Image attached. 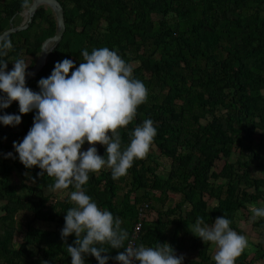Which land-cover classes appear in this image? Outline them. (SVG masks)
<instances>
[{
    "label": "trees",
    "instance_id": "obj_1",
    "mask_svg": "<svg viewBox=\"0 0 264 264\" xmlns=\"http://www.w3.org/2000/svg\"><path fill=\"white\" fill-rule=\"evenodd\" d=\"M57 1L63 9L64 34L27 86L38 91L39 79L48 77L55 63L65 58L78 67L84 49L91 52L108 47L128 63L138 61L133 74L147 87L148 98L138 107L134 120L118 129L122 145L129 143V134L137 125L152 119L157 128L151 145L156 147L154 157L170 161L169 170L161 173L158 163L149 157L136 160L117 180L110 169L90 173L84 185L86 194L119 217L129 237L128 227L137 222L139 207L146 204L153 209L158 219L142 221L138 245L163 243L165 226L172 223L191 233L189 226L197 217L211 224L225 216L232 221L230 227L242 235L248 228L261 230L252 257L242 252L235 264H264V218L234 220L236 213H250L253 203L264 201V176L256 177L251 170L255 163L264 174V156L255 149L264 136V0ZM31 2L25 6V0H0V34L10 25L23 23V12ZM55 30L53 11L40 5L27 28L7 36L13 45L3 57L7 69L23 58L30 61V71L42 43ZM3 111L19 114L18 102ZM33 117L34 113L22 115L20 133L0 125V264H71L67 244H73L75 236H69L66 244L61 230L74 203L69 197L59 201L56 193L62 190H50L55 178L37 177L41 170L26 169L14 154L13 142L22 141ZM89 146L86 143L83 150ZM95 146L103 156L105 146ZM234 151L236 157L230 161ZM9 152L12 158H6ZM217 160L223 162L219 171L215 169ZM14 174L19 179L23 175V191H16L11 180ZM33 177H37L35 182ZM29 179L31 183L24 182ZM175 194L180 200L165 208ZM175 213L178 219L170 221L168 217ZM36 220L54 221L57 226L39 229L33 225ZM19 232L24 236L15 245ZM192 239L199 261L187 264H215L208 255L211 244L194 234ZM103 247L109 253L102 255L110 257L124 251L107 244ZM85 264L98 262L89 255ZM109 264L116 262L110 259Z\"/></svg>",
    "mask_w": 264,
    "mask_h": 264
},
{
    "label": "clouds",
    "instance_id": "obj_2",
    "mask_svg": "<svg viewBox=\"0 0 264 264\" xmlns=\"http://www.w3.org/2000/svg\"><path fill=\"white\" fill-rule=\"evenodd\" d=\"M12 47L9 38L0 37V125L16 127L23 114L34 113L33 125L22 141L13 142L19 161L26 169L38 167L41 171L37 177H54L51 191L74 189L68 193L74 206L67 210L61 230L66 244L69 236H75L73 244H67L71 264H85L89 255L98 264H109L110 259L116 264H183L184 256H177L168 243L153 247L138 245L137 239V245L129 242L125 246L130 237L120 218L101 208L84 189L90 173L103 168L111 170L113 180L125 176L136 160L146 157L157 135L153 120L145 119L129 134V143L122 145L118 129L134 120L138 107L148 98V89L135 78L133 65L108 47L91 52L84 49L78 67L67 58L56 62L51 74L37 82L39 90L34 91L26 84V76L33 73L28 72L30 64L25 59L17 58L7 70L3 57ZM70 69H74L71 74ZM14 101L18 102L19 114L4 112ZM86 143L90 146L83 150ZM96 144L105 146L106 158L98 154ZM12 156L11 152L6 154V158ZM250 211L253 220L264 218V205H252ZM231 224L223 216L211 224L197 217L191 225L192 234L215 246V264H235L248 246L247 237ZM105 244L124 251H117L114 257L102 255L109 253Z\"/></svg>",
    "mask_w": 264,
    "mask_h": 264
},
{
    "label": "crops",
    "instance_id": "obj_3",
    "mask_svg": "<svg viewBox=\"0 0 264 264\" xmlns=\"http://www.w3.org/2000/svg\"><path fill=\"white\" fill-rule=\"evenodd\" d=\"M106 170H109V169H106ZM19 177H20L19 174L18 175H16V174L12 175L14 183H16V179H19ZM28 183H31L30 179H29ZM39 183L41 184V182H38L37 184H35V186L38 187ZM16 185L17 184H14V186H16ZM70 192L71 191H69V190H62L61 192L56 193L57 199L59 201H62L65 197H69L68 193H70ZM176 196L177 195L175 194V196L172 199H170L168 202H166L165 208L166 207L172 208L175 206V204L179 201L178 200L177 202H175V204L173 203L174 202L173 199L175 200ZM130 201L133 202V197L130 199ZM0 205H1V203H0ZM214 205H215V202H214ZM211 206H213V205H211ZM183 209L187 210L188 206L184 204ZM28 217H29V215H28ZM145 217L146 218H145L144 222H147V223H154L158 219L157 213L153 209H146ZM176 218L178 219V214H176V213L174 215H171L170 217H168V219L170 221L173 219H176ZM33 225L35 227H37L39 229H43V230H54L57 226V223L54 221L36 220V221H34ZM131 227L132 226H129L128 230L132 229ZM189 230L191 231V225L189 226ZM23 236L24 235L22 232L16 233L15 238H14V244L15 245L20 244V242L23 239ZM163 237H164L163 243H168V244L172 243V247L174 248L177 256H179V255L184 256L183 264H187L188 262H191V261H195V262L199 261V258L197 256V249H195L192 246L193 239H192L191 233H189V232L184 233L181 228H179L177 225H174L172 223V224L165 226V230L163 232ZM32 248L34 250H36V248H34V247H32ZM254 250L255 249H251V251H253V252H254ZM215 253H216V248L214 245L211 244V246L209 248L208 255L213 259Z\"/></svg>",
    "mask_w": 264,
    "mask_h": 264
},
{
    "label": "rangeland",
    "instance_id": "obj_4",
    "mask_svg": "<svg viewBox=\"0 0 264 264\" xmlns=\"http://www.w3.org/2000/svg\"><path fill=\"white\" fill-rule=\"evenodd\" d=\"M23 17H24V14H23ZM25 19V17H24ZM24 21V20H23ZM30 61H28L29 63ZM132 65H133V68H136L138 66V61H131L130 62ZM12 66H8V71H10ZM223 111L219 112V113H222ZM22 130V127H21V124L16 126V127H11L9 128V131L13 132V133H20ZM20 137H16L15 139H19ZM255 149L258 150L263 156H264V136H263V139L261 140V143L259 144H255ZM156 151V147L155 146H151L148 154L146 155L145 158L149 157L148 159L149 160H154L158 163V166H159V172L163 173V172H166L169 170V167H170V161L164 157H160V158H157L155 159L154 157V153ZM236 152L237 151H234L233 152V155H232V158L230 159V161H233V159L236 157ZM14 154H16L14 152ZM144 159V158H143ZM216 164H215V169L216 171H219L222 167V164L223 162L221 160H217L215 161ZM255 163L252 164L251 166V170H252V174L256 177H263L264 174H262V172L260 171V169H258L257 167H254ZM108 169V168H106ZM23 179V175L21 176V179H16V183H14L13 181V178L11 177V180H12V183L14 184H17L15 187L16 191H23V188L21 186V183L20 181ZM24 182H29V180H24ZM13 184V185H14ZM178 200H180V196L177 195L175 200L173 199V203L175 204V202H177ZM210 203H212L211 205H214V202L211 201ZM252 205H255L257 207L259 206H262L264 205V201H257L256 203H253ZM245 218H249V219H252V213H247V212H244L243 210L239 213H236L235 216H234V220L237 222L239 219H242L243 217ZM256 220V219H255ZM24 223V220L23 222ZM246 234H244V236L247 237V240H248V246L244 249L243 252H246L248 257L251 258L252 255H253V251H251V249H255L253 248L254 244L257 243V241L262 237V234H263V231L261 230H257V229H252V228H248L246 229L245 231Z\"/></svg>",
    "mask_w": 264,
    "mask_h": 264
},
{
    "label": "water",
    "instance_id": "obj_5",
    "mask_svg": "<svg viewBox=\"0 0 264 264\" xmlns=\"http://www.w3.org/2000/svg\"><path fill=\"white\" fill-rule=\"evenodd\" d=\"M40 5H46L53 11L56 20V30L52 37L46 38V40L42 43L36 63L30 69V71H28L30 73H33V75L26 76V82L36 77V75L45 66L47 56L50 52H45L43 49L45 47H55L61 41V37L63 36L65 31V23L63 9L60 3L57 0H32L31 4L23 12L25 17L23 23L17 27H13L12 25H10L8 29L0 34V37H7L10 34L15 33L16 31L27 28L28 24L31 22L33 15Z\"/></svg>",
    "mask_w": 264,
    "mask_h": 264
},
{
    "label": "built area",
    "instance_id": "obj_6",
    "mask_svg": "<svg viewBox=\"0 0 264 264\" xmlns=\"http://www.w3.org/2000/svg\"><path fill=\"white\" fill-rule=\"evenodd\" d=\"M148 208V206L146 204H143L138 211V222L135 223V225L132 228L131 231V235L130 238L126 244V246L128 245L129 242L133 243L134 245H137V239H138V235L140 233V229H141V222L145 216V210Z\"/></svg>",
    "mask_w": 264,
    "mask_h": 264
}]
</instances>
